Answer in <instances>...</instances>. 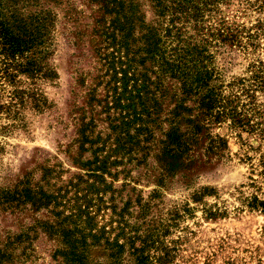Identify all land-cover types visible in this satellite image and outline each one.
I'll return each instance as SVG.
<instances>
[{"label":"rangeland","instance_id":"1","mask_svg":"<svg viewBox=\"0 0 264 264\" xmlns=\"http://www.w3.org/2000/svg\"><path fill=\"white\" fill-rule=\"evenodd\" d=\"M1 24L32 45L0 54V264H264V0H0V52Z\"/></svg>","mask_w":264,"mask_h":264},{"label":"trees","instance_id":"2","mask_svg":"<svg viewBox=\"0 0 264 264\" xmlns=\"http://www.w3.org/2000/svg\"><path fill=\"white\" fill-rule=\"evenodd\" d=\"M1 26L3 28V34H4L2 39L4 44V49L0 52V54H2L3 51H5L7 56L14 58L17 54L26 51V48H28L26 46L27 43L30 44L31 47L32 43L28 42L27 40L15 38L14 36L8 33V29L4 28V24H1ZM3 108L4 106L0 104V110H2ZM244 203L251 211H258L264 215V199H261L258 195H252L249 198L247 197L246 199H244ZM216 215L217 213L209 212V216H216Z\"/></svg>","mask_w":264,"mask_h":264}]
</instances>
